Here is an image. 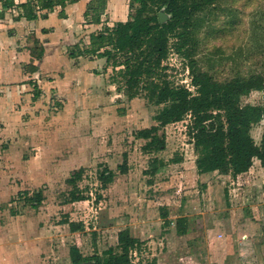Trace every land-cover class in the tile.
<instances>
[{
  "label": "rangeland",
  "instance_id": "1",
  "mask_svg": "<svg viewBox=\"0 0 264 264\" xmlns=\"http://www.w3.org/2000/svg\"><path fill=\"white\" fill-rule=\"evenodd\" d=\"M25 1L12 8L0 2V264H71L76 253L116 246L125 229L136 239L133 264H264L260 160L238 176L228 166L199 173L191 114L160 127L164 150L145 151L136 134L158 125L162 106L142 95L128 99L120 68L107 58L70 57L91 33L126 21L129 0H107L100 24L85 16L93 0L68 3L64 13L41 11L33 21L18 17ZM216 6L201 13L198 66L220 82L260 73L264 0ZM170 44L167 80L195 93L185 47ZM40 47L41 58H33ZM251 135L260 145L264 119ZM122 164L127 173L119 172ZM105 167L115 175L102 188ZM75 174L88 200L71 199Z\"/></svg>",
  "mask_w": 264,
  "mask_h": 264
},
{
  "label": "trees",
  "instance_id": "2",
  "mask_svg": "<svg viewBox=\"0 0 264 264\" xmlns=\"http://www.w3.org/2000/svg\"><path fill=\"white\" fill-rule=\"evenodd\" d=\"M2 0H0L1 2ZM12 8L15 0H5ZM78 0H26L18 4L19 18L28 21L38 19L41 11L53 12L61 7L62 12L68 3ZM220 0H129V18L118 21L113 26L105 25L99 32L89 35V44L80 47L76 44L70 53L71 58L95 56L107 58L113 68H120L124 81V94L128 99L143 96L148 102L162 106L154 119L158 125L144 128L136 136L146 140L144 150L162 151L166 147L164 136L158 134L160 127L179 122L191 114L188 134L197 155L195 164L201 174L216 172L228 166L234 176L243 174L258 159L264 169V136L257 145L251 135L252 126L264 119V67L260 73L250 76H236L227 81H217L203 71L194 56L197 51V36L203 28L207 8L210 12L217 8ZM107 8V0H93L88 4L85 16L91 15L90 23L100 24ZM161 11L169 16L160 21ZM63 17L64 14H61ZM201 15V16H200ZM177 40V50L185 47L186 60L191 84L195 93L185 86H172L165 73L164 61L171 52V41ZM39 53L32 57L40 59ZM36 54V55H33ZM259 94L261 100L251 101ZM35 99L37 95L34 96ZM119 172H128L126 164L118 166ZM115 171L105 167L99 181L106 188ZM75 176L72 179L71 199L75 202L88 200L78 189ZM27 195V192H24ZM41 194L38 193L39 197ZM167 217V214H163ZM166 224L170 221L166 220ZM179 229L178 233H184ZM136 239L129 230L118 234V243L104 250L83 256L76 253L71 264H133L132 248Z\"/></svg>",
  "mask_w": 264,
  "mask_h": 264
},
{
  "label": "water",
  "instance_id": "3",
  "mask_svg": "<svg viewBox=\"0 0 264 264\" xmlns=\"http://www.w3.org/2000/svg\"><path fill=\"white\" fill-rule=\"evenodd\" d=\"M159 17L161 22H165L166 19L168 18V16L164 13V11L160 12Z\"/></svg>",
  "mask_w": 264,
  "mask_h": 264
},
{
  "label": "crops",
  "instance_id": "4",
  "mask_svg": "<svg viewBox=\"0 0 264 264\" xmlns=\"http://www.w3.org/2000/svg\"><path fill=\"white\" fill-rule=\"evenodd\" d=\"M80 202H82V201H80Z\"/></svg>",
  "mask_w": 264,
  "mask_h": 264
}]
</instances>
